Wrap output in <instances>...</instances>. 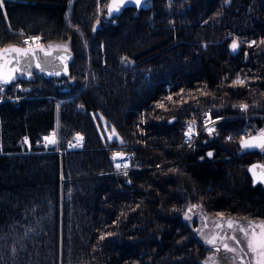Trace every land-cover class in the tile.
I'll return each instance as SVG.
<instances>
[{
	"label": "trees",
	"instance_id": "1",
	"mask_svg": "<svg viewBox=\"0 0 264 264\" xmlns=\"http://www.w3.org/2000/svg\"><path fill=\"white\" fill-rule=\"evenodd\" d=\"M106 2L0 0V47L31 35L73 53L68 75L0 96V264H202L190 205L264 221V184L247 172L264 151L240 147L243 117L264 130V0H150L111 20ZM207 107L216 132L190 147L183 130ZM78 132L82 148L65 150ZM114 152L130 156L127 175L110 174Z\"/></svg>",
	"mask_w": 264,
	"mask_h": 264
},
{
	"label": "snow or ice",
	"instance_id": "2",
	"mask_svg": "<svg viewBox=\"0 0 264 264\" xmlns=\"http://www.w3.org/2000/svg\"><path fill=\"white\" fill-rule=\"evenodd\" d=\"M100 3H101V0H97L98 11L100 9ZM128 3H133L136 6L140 7L143 4V0H109L107 4L108 15L112 16L113 14L120 12L122 8L126 6ZM2 6L3 5L0 4V7ZM95 30L96 28L94 26L93 31ZM40 39H41L40 37L35 36V37H31L29 39L24 40L23 43L25 45H28L30 43V40L33 42H39ZM261 43H264V41H262ZM252 44H255V41L251 42L249 46H252ZM55 47L57 49L63 48L65 52L68 51L67 43L63 45H56ZM238 47H239L238 41L233 39L230 45L231 50L235 52L238 49ZM52 48H53V45L51 44H49L47 46V49H45V47L39 45L38 43H37V47L35 48L31 46L19 47L15 45H9L7 47L0 48V92H3L5 90L4 86L10 85L14 81H16L17 74L31 76L32 73L26 70L28 67H30V65L28 64L30 60L36 61L35 66L38 69H40L41 72H43L44 68L39 62L40 57L37 53L41 52L44 54V56L52 57L54 55L53 51H51ZM68 58H69L68 56H57L56 57V59L60 60L61 64H63L64 73L66 75L68 74V69H67V64L65 63V61ZM54 74L59 75V72H56ZM232 83L233 85L243 86L245 84V81L240 79L238 75L237 78ZM181 92H183V90H181ZM177 95H180V94H177ZM166 100L172 101V97L168 96L166 97ZM155 107L167 110L166 105L163 100L157 102ZM247 108H248L247 104L240 105V109L242 111H246ZM205 117H207V119L204 121V124H205L204 130L207 131L208 134L211 136L216 132V129L214 127L215 121L211 120V117L209 113L207 112L205 113ZM144 122L145 120L141 118L140 123L143 124ZM210 124L213 126H209ZM112 133L113 135H115L114 129L112 130ZM193 135H198V133L196 132V121L195 120L189 122L187 126V130L184 132V136L186 137L185 143L188 144L190 147L192 146L191 140H192ZM43 139L46 142L45 147H48L49 145H55L58 143L55 133H53L52 136H45ZM82 139L83 137H81L79 134H77L75 137V140L77 141V143L81 142ZM109 139H112V137L110 136ZM228 139H231V137H228ZM27 142L28 141L26 138L25 143ZM69 143H70V146H72L71 142ZM120 143L123 144L124 141L121 140ZM240 147L242 149L260 148L262 151H264V130H261L258 136H253L250 139L246 140V139L241 138ZM207 155L211 157L213 153L209 152L207 153ZM117 158H119L120 160H124L125 159L124 153L114 152L112 156L113 161L114 162L117 161ZM201 159H203V157H201ZM116 167L118 170L121 169L122 167L124 169H127L129 165L127 163L121 164L120 162H116ZM257 167H264V166L253 165L249 169V171L252 172L254 181L259 180L260 182L264 183V172H261L259 175H257V173L254 171V169H256ZM124 175H127V171L124 172ZM198 207L199 205H196V204L190 205L187 212L185 213V218L191 219L188 213H191L194 209ZM217 215L222 216V214L220 213H218ZM205 219L207 218L205 217ZM227 224H228V227L231 229L233 228L234 222L232 220H228ZM216 226L220 227V224L217 222ZM260 227L262 229L260 233H256L255 231H251L250 233L248 229L242 226L239 227V231L243 233V239L246 240L247 242L248 251L253 254L254 264H264V224H262ZM110 235H113V233H101L100 239L103 240L106 238V236H110ZM227 239H231L235 241L237 245L241 243V240L237 239L235 236L227 237ZM220 240L222 242V246L225 251L227 252L237 251L236 248L229 247L228 243L224 242L225 237H220ZM206 243L215 246L216 237H212L211 239L206 238ZM219 250L220 249L217 248V251ZM241 251H243V249H241Z\"/></svg>",
	"mask_w": 264,
	"mask_h": 264
},
{
	"label": "rangeland",
	"instance_id": "3",
	"mask_svg": "<svg viewBox=\"0 0 264 264\" xmlns=\"http://www.w3.org/2000/svg\"><path fill=\"white\" fill-rule=\"evenodd\" d=\"M63 44L54 43L52 45L53 47H55L56 45H63ZM94 119L97 124L99 135H101L106 142H111L112 140L118 141L117 134L113 135L112 133L113 127L110 124H107V122L105 121V119L101 114L96 113L94 115ZM50 135L52 136L53 133H50ZM110 136L112 137V139H109ZM43 144L45 145L44 140H43ZM188 215L191 217V219H186V218L185 219L187 220L190 228L193 230V233L197 237V239L203 242L208 250L205 257L201 261L202 264H242V262L243 264H254L253 254L248 251L247 242L246 240L243 239V233L239 231V227L242 226L248 229L250 233L251 231L260 233L262 231L260 226L264 224V221L258 219L254 221L252 219H247V218H245L244 220L236 217L234 218L215 217V216L211 217L202 210H200L199 207L194 209L191 213H188ZM205 217L207 219H205ZM228 220H232L234 222L233 228L231 229L228 227L227 224ZM217 222L220 224V227L216 226ZM231 236H235L237 239L241 240V243L237 245L235 241L231 239H227V237H231ZM212 237H216L215 246L206 243V238L211 239ZM220 237H225L224 242L228 243L229 247L236 248L237 251L236 252L225 251L223 249ZM217 248H219L220 250L217 251ZM241 249H243V251H241Z\"/></svg>",
	"mask_w": 264,
	"mask_h": 264
},
{
	"label": "water",
	"instance_id": "4",
	"mask_svg": "<svg viewBox=\"0 0 264 264\" xmlns=\"http://www.w3.org/2000/svg\"><path fill=\"white\" fill-rule=\"evenodd\" d=\"M148 1H150V0H143V4H142V6H140V7H138V6H136L135 4H133V3H128L126 6H124L123 8H122V10L120 11V12H118V13H115V14H113L112 16H109L108 15V12H107V4H108V2H109V0H107V2H106V7H105V18L106 19H108V20H110V19H113V18H115L116 16H119L120 15V13L123 11V10H125L126 8H133V9H135V10H137V9H140V8H142V7H145V6H147L148 5ZM9 45H15V46H19V47H29V46H23V45H16V44H9ZM8 45V46H9ZM39 45H41V46H43L42 44H39ZM31 47H37V45H30ZM4 47H7V46H4ZM4 47H0V48H4ZM44 47V46H43ZM45 49H47L46 47H45ZM51 51H53V56L52 57H47V56H44V54L43 53H41V52H38L37 54L39 55V57H40V63H41V65L43 66V68H44V71L43 72H41L40 71V69H38L36 66H35V64H36V61H29L28 62V64L30 65V67H28L26 70L27 71H30L32 74H31V76H28V75H19V74H17V79H19V80H24V81H26V80H29L31 77H32V75L33 74H37L38 76H40V77H42V78H46V79H51V78H53V77H64V76H66V74L64 73V66H63V64H61V61L60 60H58V59H56V57L57 56H68L69 58L65 61V63L67 64V69H68V74H69V67H70V64L73 62V53H72V51L70 50V49H68V51L67 52H65L64 51V49L63 48H59V49H57L56 47H53L52 49H51ZM56 72H59V75H56V74H54V73H56ZM67 74V75H68ZM260 133H252L251 135H249V136H246V137H243V139H250L251 137H253V136H258ZM258 149H260V148H254V149H246L247 151H251V152H253V150H258ZM253 165H257V166H264V162H260V161H253V163H251V164H249L248 166H247V172H249V174H250V177H251V181H252V183L254 184V183H262V182H260L259 180H256V181H254V179H253V174H252V172H250L249 171V169L253 166ZM254 171L257 173V175H259L261 172H264V167H257L256 169H254ZM262 184H264V183H262Z\"/></svg>",
	"mask_w": 264,
	"mask_h": 264
},
{
	"label": "built area",
	"instance_id": "5",
	"mask_svg": "<svg viewBox=\"0 0 264 264\" xmlns=\"http://www.w3.org/2000/svg\"><path fill=\"white\" fill-rule=\"evenodd\" d=\"M111 22L114 23V21H111ZM31 37H33V36H24L21 41L23 42L24 40L29 39ZM36 43L39 44V42H33V41L30 40V43L28 45H25L23 43V46L36 45ZM4 88H5V86H4ZM3 93H4V91L0 92V96ZM11 99H13V98H11ZM0 100H2V98H0ZM206 112L209 113L212 121H215V123H216V121L218 120V119H215V118L212 117L211 110L208 107L205 108L204 111L202 112V114L200 115L199 119H198L199 121L196 123V132L198 133V135L201 132H206L207 133V131L204 130V128H205L204 121L207 119V117H205V113ZM243 118L245 119V121H244V124L240 128L241 129L240 130V135H242L243 137H246V136H249L251 134L252 129H251V124H250V122L248 120L249 118L248 117H243ZM188 124H189V122L186 124V126H185V128L183 130V137H184L185 140H186V137L184 136V132L187 130ZM209 126H213V125L210 124ZM214 126H215V124H214ZM77 134H79L81 137H83L82 141L79 142V143H77V141L75 140V137H76ZM198 135H193L192 140H191V145L194 143V140L198 137ZM48 136H51V135H48ZM23 138H24V140L26 139V137H23ZM83 141H84V136H82L79 132L78 133H74L72 135L71 139L69 140V142H71L72 146H70V143L68 142L67 145L65 146L66 147L65 150H78V149H81L82 145H83ZM45 144H46V142H45ZM0 148H1V143H0ZM124 155H125V159L124 160H120L119 158H117V161L114 162L113 159H112L113 154H111V167H112L111 174H113L115 176L116 175H123L125 171H127V173H128L131 170L130 156L126 155V154H124ZM116 162H120L121 164L127 163L129 165V167L127 169H124L122 167L121 169L118 170L117 167H116Z\"/></svg>",
	"mask_w": 264,
	"mask_h": 264
}]
</instances>
